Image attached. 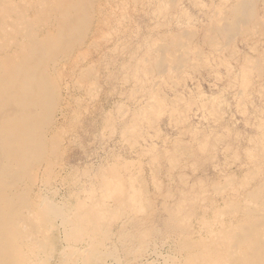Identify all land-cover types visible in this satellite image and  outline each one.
<instances>
[{
    "label": "bare ground",
    "instance_id": "6f19581e",
    "mask_svg": "<svg viewBox=\"0 0 264 264\" xmlns=\"http://www.w3.org/2000/svg\"><path fill=\"white\" fill-rule=\"evenodd\" d=\"M94 3L95 0H0V260L7 258L10 264H29L27 261L31 257L28 258L27 252L33 248L37 251L43 245L47 253L41 260L50 262L54 258H51L52 251H55L61 264L60 255L70 249L71 238L64 246L56 248L52 235L56 231L54 228L59 226L71 230L72 234L77 229L82 230L84 239L74 236L71 243H82L71 253L73 264L86 261L113 264L116 260L113 243L104 244L102 251L101 238L93 237L96 230L88 223L89 211L97 201V197L96 201L87 198L93 192L85 193L82 195L84 200L81 197L82 200L71 206L42 196L40 189L33 191L29 180L31 168L37 163L46 167L47 163L53 162L52 155L57 152L52 143L53 136L46 133L54 123L60 98V83L52 74L58 61L85 40L92 25ZM247 181L252 182L247 186ZM104 182H107L105 186L119 192L118 199L124 195L123 183L118 176L108 177ZM218 182L207 190L202 187L194 190V184L189 185L190 189L185 193L182 189L176 192L178 198H174L176 194L169 195L173 197L172 205H167L168 212L162 223L175 231V237L179 236V251L176 253L168 248L167 258L176 264H264V171L258 165H252L245 169L242 177L228 174ZM241 187L245 188L240 190ZM209 190L210 197H220L217 205L212 197H204L208 195L205 191ZM100 192L105 195L114 190ZM200 199L205 203L196 205L195 200ZM208 202L214 203V211L211 209L210 215H202L212 206ZM36 206L40 208L38 212ZM69 208L79 217V223L73 226L65 222ZM197 208L200 213L195 216ZM143 210L141 205L135 208L145 222L150 215ZM42 225L45 228L41 235L37 230ZM97 231L104 235L102 230ZM117 236L121 237L120 232ZM119 240H123L122 237ZM125 241L121 249L126 246Z\"/></svg>",
    "mask_w": 264,
    "mask_h": 264
},
{
    "label": "clouds",
    "instance_id": "9594fccd",
    "mask_svg": "<svg viewBox=\"0 0 264 264\" xmlns=\"http://www.w3.org/2000/svg\"><path fill=\"white\" fill-rule=\"evenodd\" d=\"M159 6L170 13L174 22L170 35L182 45L184 66L180 70L170 66L163 76L153 77L146 52L143 63L137 61L131 67L135 91L130 97V121L123 120L114 110L107 121V134L103 137L94 134L86 146L82 143L78 120L52 138L58 155L62 153L66 157L65 149L69 145L80 147L84 152L78 163L69 164L65 160L69 169L76 170L70 173V183L74 186L99 190L105 178H121L124 195L107 202L98 196L89 211L88 223L102 231L116 227L135 249L137 259L132 264H176L167 258L169 253L165 251L171 247V231L146 234L142 225L144 217L135 211L137 205L144 207L145 214L150 209L151 196L145 188L150 183L153 166L163 161L169 175L182 174L193 165L181 159V149L202 163L232 151L264 171V71L257 70L258 63L264 66V51L260 52L258 61L252 51L255 45L249 44L252 35L247 30L248 17L255 14V6L241 0H167ZM181 32L185 37L202 36L205 44L181 39ZM201 73L207 74L215 95L207 96L201 90ZM189 83L192 88L187 87ZM167 93L173 95L169 97ZM205 105L208 114L198 115L205 111ZM233 107L244 118L245 127L253 129L251 136L227 127L216 132L208 126L209 121L212 126L219 123L215 114L223 119ZM165 117L176 134L164 137L163 143L157 146L160 121ZM194 120L203 121L204 125L193 124ZM150 143L152 148L148 149L146 146ZM125 149L135 150L137 167L127 165ZM65 222L69 226L79 223L71 208L65 213ZM153 256L159 258L153 259ZM0 264H10V261L5 258Z\"/></svg>",
    "mask_w": 264,
    "mask_h": 264
},
{
    "label": "rangeland",
    "instance_id": "374dc122",
    "mask_svg": "<svg viewBox=\"0 0 264 264\" xmlns=\"http://www.w3.org/2000/svg\"><path fill=\"white\" fill-rule=\"evenodd\" d=\"M243 1L244 0H241L242 3H251V5L255 6V14L248 17L247 30L252 35L249 44L250 46L255 45L252 51L255 53L257 60L259 61V54L261 51H264V2H262V0ZM162 2H167V0H95L93 6L95 9L93 10L91 21L92 25L89 28L90 33H87L83 43L73 47L68 56L63 59L61 58L58 61L57 69L52 74L58 80V83H60V98L58 108L54 113L55 120L51 126L52 131L49 130V133L46 132L47 136L52 137L57 132L65 131L66 125L78 120L82 127V143L86 146L89 140L94 138V134H99L102 137L107 134V121L114 110L118 111L119 116L123 120L130 121V97L134 95L135 91L133 88L135 81L132 79L134 73L131 71V67L132 64L137 61L142 64L146 52L147 58L151 61L150 72L153 77L163 76L170 66L174 67L176 70H180L184 66L185 58L181 51L182 45L170 35L173 31L172 25L174 22L170 13L163 7L159 6ZM49 30L52 31L50 26ZM180 37L181 39L188 38L195 44H205L202 36L191 35L185 37V34L181 32ZM160 49H162V51ZM133 54H135L134 58ZM257 70L258 73L264 71V66H261L258 63ZM199 79L200 88L205 95L212 96L216 94V90L209 87L211 81L207 79L206 73H201ZM187 87L192 88L193 85L189 83ZM177 91H179V89H177ZM167 95L170 97L173 93H167ZM239 106L240 105H237L236 107ZM236 107H233L223 119H220L219 114H215L214 118L218 120L219 123L212 126L211 121H209L208 126L210 128L214 127L216 132H222L223 129L227 127L233 131L246 132L251 136L253 129L245 127V120L243 117L236 114ZM207 114V105H205V111L198 115ZM233 117H235V119H233ZM237 121H239V123H237ZM196 123H201L202 126L204 125L203 121L194 120L193 124ZM233 124H235V129H232ZM168 125L169 121L167 117L160 121L159 131L161 135L160 139L155 142L157 146H160L163 143L164 137L174 136L176 134ZM146 147L151 149L152 144L150 143ZM65 150L67 151L66 157H64L62 153L58 155L56 152L55 155H52V157H54L53 162L47 163L46 167L41 163H37L35 167L31 168L29 172V180L30 187L33 191L40 189L42 196L46 198L52 197L55 201L66 203L71 206L82 200V198L84 200L85 197L83 196L85 193V195H88L93 192L87 198H93L94 201L97 200L96 197L98 196L101 201L104 200L105 202L118 199L117 196L119 192L116 189H111L110 187L108 188V186H105L107 185V182H103L102 187L99 190L95 187H89L90 190L89 188L83 189L70 183V173L76 170L69 169L65 160H67L69 164L78 163L83 159L84 152L81 151L80 147L71 145L66 146ZM124 155L126 157V162L130 163L129 167L138 166L136 163L135 150L129 151L125 149ZM180 156L182 160L184 159L193 165L182 174L175 173L169 175L168 166L163 161L158 165L153 166L151 169L149 177L150 183L147 184L145 188L151 196L150 211L147 213L150 216L145 222H142V225L144 227L146 226L144 230L147 233L161 230L168 233L172 230L169 229L170 227L167 224L166 226L162 223V220H165L166 218L168 208L172 205L173 197H169L172 193L176 194V192H180L179 190L181 189L182 191L184 190L185 193L190 189L189 185L192 184H194L192 186V189L194 190H198V188L201 187L205 188L204 190H207L212 184L213 186L215 183V185H217L219 183L218 181H221L225 175L227 176L229 174L230 177L235 176V178L236 176L237 178L242 177L245 169L252 166L247 158L232 151L218 155L215 160H210L207 163L191 159L184 149H181ZM157 173H159V175ZM259 173L261 174V172H258L257 174ZM155 175H157V177H155ZM197 179L199 181H197ZM250 182L252 181L246 182L247 186ZM241 184L243 185V183ZM157 188L159 190H157ZM244 188L245 187H241L240 190ZM122 189L124 190L123 185ZM86 190L87 192H85ZM101 190H114V192H108L104 195V191L102 195V192H100ZM205 194H208L204 196L207 197V199L212 197V199L215 200V202L213 201L215 205L218 204V201L220 202L219 196H216L215 198V196L212 195L210 197L211 190L208 192L205 191ZM159 195L161 197H159ZM174 198H178V195H174ZM72 200L75 201L73 202ZM195 201H197L195 204H199V206L205 203V200L202 201L201 199L200 201ZM37 203L38 201L36 200V204ZM208 203L212 206L209 207V212L206 211L207 213L204 212L202 215H210L212 211H214V203ZM39 209L40 208L36 206V212H38ZM211 209L213 210L211 211ZM144 211L145 210L142 212ZM198 213H200V211L197 208L194 215L197 216ZM33 220L35 221L36 218H33ZM196 227L197 226H195V231L198 230ZM43 228H45L44 225L39 228L40 230H37L41 235L44 230ZM54 229L57 231L52 235L56 248H60L61 245L64 246L69 242L68 240L70 238L72 243L73 239H75L74 236L82 239L81 229L73 231V234L71 230L69 231V229L67 230L65 228L62 229L61 226ZM97 230L98 229H94L95 232L93 233H96L97 236L95 234L93 237H100L103 240L100 239V245L103 246L100 247L102 251L107 243L108 245L113 243L111 246L116 250L115 253H117L115 262L112 259L113 264H132V262L137 259L135 249H132L122 236L123 240H119L121 237L117 236L119 231L116 227L106 231L103 230L104 235L100 234ZM171 232L172 239L170 241V248L173 252L177 253L179 251L177 247L179 236L175 237V231ZM43 236L47 235L43 234ZM116 237L119 239H116ZM114 240H119V242ZM123 241H125L126 246L124 249H121L124 245V243H122ZM45 242L53 244L51 240H46ZM71 243L69 246L70 249L63 251L60 255L61 264L74 263V260L70 258L71 253H73V250L76 251L82 243L77 242L76 245H72ZM43 247H45V245L37 251L33 248L30 251L32 253L27 252L28 258L31 257L27 262L29 264H59L57 261L59 260V257L55 251H52L51 258H54L50 262H46L47 259L41 260V257L45 256L47 253L44 252ZM72 247L74 249H72ZM167 249L168 248H166L165 251ZM62 255L67 258V260H65L64 257L62 258ZM154 257L158 258V256H153L152 258L154 259ZM86 262L80 264H93L92 262Z\"/></svg>",
    "mask_w": 264,
    "mask_h": 264
}]
</instances>
